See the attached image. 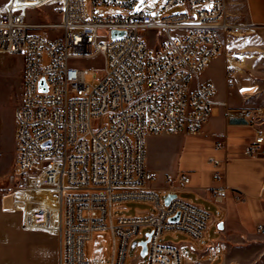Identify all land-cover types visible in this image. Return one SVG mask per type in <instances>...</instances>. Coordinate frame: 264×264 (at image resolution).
<instances>
[{
    "label": "built area",
    "instance_id": "obj_1",
    "mask_svg": "<svg viewBox=\"0 0 264 264\" xmlns=\"http://www.w3.org/2000/svg\"><path fill=\"white\" fill-rule=\"evenodd\" d=\"M137 1L90 0L88 13L84 0H8L0 13V53L20 55L24 66L14 111L23 228L52 230L56 223L59 264H94L85 246L97 231L112 238L106 264H130L131 242L144 228L150 233L149 264H182L179 248L162 237L185 233L198 242L211 221L210 213L179 197L165 205L172 192L162 196L150 188L155 178L146 166V141L202 131L216 88L206 84L192 91L191 81L221 54L226 38L243 36L248 25L230 14L228 0H167L164 15L136 10ZM45 5L60 20L29 23L27 12ZM174 7L184 11L170 13ZM101 9L113 13H95ZM113 30L125 34L112 38ZM152 30L165 37L155 48L144 40ZM99 55L100 74L78 62ZM239 60L227 57L230 85ZM88 74L96 83H87ZM244 116L257 132L244 151L252 157L264 145L256 126L262 120L259 111L245 110ZM214 176L221 178L219 172ZM166 180L171 187L190 183L187 177ZM226 191L215 188V203H223ZM29 201L40 207L28 211ZM127 201L149 203L154 211L114 216L115 205ZM142 258L138 254L132 264Z\"/></svg>",
    "mask_w": 264,
    "mask_h": 264
},
{
    "label": "crops",
    "instance_id": "obj_2",
    "mask_svg": "<svg viewBox=\"0 0 264 264\" xmlns=\"http://www.w3.org/2000/svg\"><path fill=\"white\" fill-rule=\"evenodd\" d=\"M239 2L228 0L229 9L236 10ZM241 3L247 13L245 24L258 31L257 36L226 38L221 54L191 81L192 91L206 84L216 88L209 121L196 136H150L146 141V166L155 178L150 188L162 196L171 191L181 198V193V199L211 214L200 241L185 233L172 234L170 243L179 248L182 264H239L251 249L262 247L264 251V234L260 232L264 225V145L256 156L244 154L257 136L245 110L259 111L262 122L256 126L264 132V20L257 19V11L249 17L251 0ZM229 55L240 59L232 85L226 74ZM219 144L221 149L216 148ZM216 172L220 179L215 178ZM182 177L189 178L187 186L171 187L166 180ZM220 186L227 191L218 205L213 195ZM14 213L0 206V264H59L56 223L52 230H26L16 222Z\"/></svg>",
    "mask_w": 264,
    "mask_h": 264
},
{
    "label": "rangeland",
    "instance_id": "obj_3",
    "mask_svg": "<svg viewBox=\"0 0 264 264\" xmlns=\"http://www.w3.org/2000/svg\"><path fill=\"white\" fill-rule=\"evenodd\" d=\"M8 0H0V13L3 10V6ZM19 3H23V0H17ZM28 3L38 2L39 0H27ZM167 0H138L135 9H148L154 14L164 15L162 10L163 4ZM86 9L90 13V0H84ZM255 4V5H254ZM236 7V6H235ZM236 10L229 9L233 12L240 23H246L247 13L243 7V4L238 3ZM184 11L183 7H174L170 13H177ZM256 11L259 17L257 19L264 20V0H251V5L248 9L249 17L256 16ZM96 14H109L113 13L110 10H96ZM257 15V16H258ZM60 17H57L53 12L52 5H45L40 9L30 10L27 12V21L29 23H46L59 21ZM264 24V23H262ZM246 25V24H245ZM247 26V25H246ZM258 31L253 28L246 30L243 36H236V38H249L253 39L257 36ZM164 35L161 32L152 30L150 33H144V40L147 44L155 48L161 41L164 40ZM264 42V39H263ZM80 66L84 69H88L91 72H97L100 74L104 58L99 55L91 59H83L78 61ZM23 58L20 55H10L0 53V206L7 212H15L14 218L19 223L20 227H23L24 216L21 211L23 207H19L18 204L22 202V192L17 180L14 177V169L16 165L17 147L15 144V120L14 111L18 106L19 99L22 93V74H23ZM87 83H96L93 74L86 76ZM179 196L182 198L181 193ZM18 203V204H17ZM23 205V204H22ZM20 208V210L18 209ZM39 204L33 201L27 202L26 208L28 211H34L39 208ZM141 211L153 212L154 207L146 202L140 201H127L115 205L113 209L114 216H135ZM30 230V229H26ZM149 233L148 228H144L139 237L131 242L127 259L128 262L135 260L136 256L140 254L141 248L138 243L146 240V234ZM173 233L165 234L161 242H171L173 240ZM262 247L251 249L248 253L242 255L239 259V264H264V251ZM262 251V253H260ZM112 253V238L109 231H97L93 234L91 240L86 242L85 254L86 258L94 264H106L111 259ZM138 264H149V258L145 255Z\"/></svg>",
    "mask_w": 264,
    "mask_h": 264
},
{
    "label": "water",
    "instance_id": "obj_4",
    "mask_svg": "<svg viewBox=\"0 0 264 264\" xmlns=\"http://www.w3.org/2000/svg\"><path fill=\"white\" fill-rule=\"evenodd\" d=\"M125 34L124 31H117V30H113L112 31V38H116V37H120V36H123ZM41 88L45 89V82L44 80L41 81ZM178 197L177 194L175 193H172V194H168V196L165 198L164 200V203L165 205H168L171 201V199H174ZM178 216H175L174 218H172L171 220L175 221L178 219ZM147 239L146 240H143L141 242H139V246L141 247V256L144 257L145 255H147V251H148V242H149V237H150V233H148L147 235Z\"/></svg>",
    "mask_w": 264,
    "mask_h": 264
}]
</instances>
